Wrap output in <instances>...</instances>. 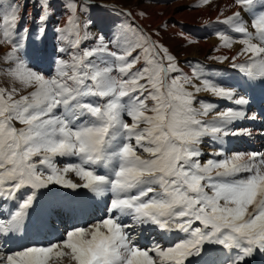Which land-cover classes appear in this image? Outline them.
Returning <instances> with one entry per match:
<instances>
[{"label":"snow or ice","instance_id":"obj_1","mask_svg":"<svg viewBox=\"0 0 264 264\" xmlns=\"http://www.w3.org/2000/svg\"><path fill=\"white\" fill-rule=\"evenodd\" d=\"M27 3L0 0V43L10 46L0 55V72L18 85L0 88V208H6L0 213V264L63 258L70 264H191L192 258L247 264L264 255V152L224 147L231 137L251 135L234 127L256 119L247 114V90L210 78L203 67L188 76L138 25L83 47L92 38L91 21L81 15L92 0H67V19L54 29L60 55L54 74L46 75L21 50L33 32L43 39L54 15L51 0H36L35 29L26 20ZM228 7L231 15L209 23L227 26L228 32L215 33L221 47L242 46L230 67L250 87L264 83V0H232ZM44 55L37 47L35 58ZM200 92L209 97L198 99ZM215 100L230 106L216 111ZM206 138L214 149L208 153L202 149ZM58 158L75 162L61 168ZM51 186L110 199L96 222L67 228L47 244L11 250L9 240L26 228L40 192ZM64 207L54 203L37 226ZM145 227L183 238L145 248L135 235Z\"/></svg>","mask_w":264,"mask_h":264},{"label":"rangeland","instance_id":"obj_2","mask_svg":"<svg viewBox=\"0 0 264 264\" xmlns=\"http://www.w3.org/2000/svg\"><path fill=\"white\" fill-rule=\"evenodd\" d=\"M221 1L222 0H207V3H205L203 2V0H92V6L90 7L88 14L81 15V19L91 21L87 30L92 37L87 43L83 45V47H94L97 42L96 38L100 36H103L106 42L109 40H113L114 34L116 33L118 28H121L124 25L135 26L139 24L147 33L152 35V38L154 40H157L160 44L169 49L170 53L175 56L178 67L182 69L183 73L187 74L188 76L193 75V69L195 67H203V70L208 74L210 78H212L214 75V78L218 77L219 73L222 74L221 72L223 70L227 71V69L231 71L233 70V75L239 78L240 73L230 67L231 56L227 54H218L216 52V45L207 46L206 49L201 48L200 50H198L199 53L196 56H192V42L181 37L188 36L194 40H199L202 42L208 41L211 38H218V35H216L215 33L217 31H225V25L212 24L209 22L211 21L210 14L215 10L220 11ZM230 1L232 3V0ZM3 2L4 4H8L10 0H3ZM23 2L24 0H20L21 4H23ZM66 3L67 0H51L52 6L49 11L54 13V15H52L51 19L47 22V31L44 34L43 39L37 41L35 39V32H33V35H31L27 40L25 48L21 50L22 54L27 53L30 58V62L36 67L37 65H39L43 69L42 72H44L46 75L54 74L52 71V69H55V64L53 61L58 55H60L57 50L60 42L56 38L54 29L58 26L62 27L67 19L68 12L65 8ZM152 9H154L153 17L154 15H156V17L152 22L148 21L149 26L147 27L145 26V21L146 19L148 20L149 17H147V15ZM25 11L27 13L26 20L29 27L35 29L36 24H39L38 17L40 15L39 5L36 3V0H28ZM141 12H144L145 15H140ZM231 12L232 9L229 7L224 9L221 19H223L225 16L231 15ZM34 17L37 18L36 24L32 23ZM245 18L247 19V17ZM169 23H175L178 34L177 32L175 33V31H169ZM213 28H215V31H212ZM228 31L229 30L227 28L226 32ZM234 38L237 37H235L234 35ZM220 45L218 47H220ZM37 47H40L45 53V55L42 56L39 60L35 58V50ZM8 50H10V46L7 43H0V55ZM215 56H228L229 60L220 62L218 60L211 59V57ZM64 58L67 59V56H65ZM221 78L223 79L222 75ZM194 82L197 84L198 80ZM13 86L18 85H13L7 74L4 72H0V88L11 89ZM189 90H192L191 87H189ZM203 93L201 94V96L200 94H197L198 99L209 97L208 94L203 95ZM196 106L199 107L198 104ZM203 118L207 119L208 117ZM263 136L264 135L261 134V138H263ZM245 137L247 136H244V138ZM262 141V143H264V140ZM204 142L209 144L210 141L208 139H205ZM254 143L259 145L256 140ZM262 143L260 142V149ZM242 144L243 143H241L240 145ZM66 163H69V161L61 160L59 158L57 159L58 167L62 168ZM70 177L72 179L77 178L75 177L74 173ZM47 190H42L39 194L37 203L40 212H37L42 215L46 213V211L54 203L60 202L65 206L64 209H66L67 214L65 220L67 221L68 219V225L66 226L62 223H59L58 226L57 217L56 215L52 214L50 217L46 218V224L44 227L33 225L37 229H51V232L49 233L41 231V239L37 238L38 234L36 236L33 235V244H47L50 240L59 238L65 229L81 224L87 226L91 223L96 222V220L104 215L105 204L108 200L95 201L92 199L91 195L84 189L72 191L58 187L55 193V189L51 186ZM60 191H63L62 195H60ZM82 192L84 193V195L82 194ZM41 195L46 197L44 200V204L41 202ZM52 196L53 198H51ZM54 196L58 197L54 198ZM82 209L84 211H82ZM62 211H57L56 213L60 214ZM4 212H6V208H0V213ZM38 213H33V216L30 219L31 222L37 224L38 220L41 217L37 216ZM82 218H84L83 222H81ZM30 221L29 225L31 226ZM144 229L145 231H149L150 233L154 231L153 228L151 229V227H145ZM30 233L32 235L31 230ZM139 233L140 229H137L135 231L137 239L139 238V241H137L141 246L143 245V247L145 248H151L150 246L153 244H160L163 247L169 246V242L167 240H164L163 237H160V235L157 233L153 237L151 234H149L148 241H145V244H142L140 242L141 240L139 237ZM49 235L54 238H49ZM24 241H26L24 238L17 236L9 241V245H14L16 248L12 250H17L22 248V246L20 245H23ZM254 258L255 260H257H253V263L264 264V261L261 260L259 253H257ZM195 260H197V258H195ZM195 260L192 259L191 264H194ZM65 261H68V259L63 258L61 260V263L60 261H56L55 259H53V261H50V264H63V262Z\"/></svg>","mask_w":264,"mask_h":264},{"label":"bare ground","instance_id":"obj_3","mask_svg":"<svg viewBox=\"0 0 264 264\" xmlns=\"http://www.w3.org/2000/svg\"><path fill=\"white\" fill-rule=\"evenodd\" d=\"M230 3H231V1L230 0H222L221 1V3H220V6H221V9H220V11H213V13H211L210 14V19H211V21H215V19L217 18V16H221V13H223V10L224 9H226V8H228V5H230ZM233 10V9H232ZM150 13H148V15H147V17H149L148 18V20L146 19V21H145V26H149L148 24V21H153V19L156 17V15H154V17H153V14H154V9H152L151 11H149ZM191 14V13H190ZM209 25H212V24H209ZM168 28H169V31H175V33L177 32V34H178V31L176 30V25H175V23H169L168 24ZM224 28V27H223ZM212 31H215V28H213L212 29ZM227 31V26L225 25V32ZM181 37H183V38H185V39H188V40H190L191 42H192V45H191V47H192V50H191V55L192 56H196L199 52H198V50H200L201 48H204V49H206L207 48V46H214V45H216L217 47H216V52L218 53V54H227V55H229V56H234V55H236V53L237 52H239V50H240V48L242 47L239 43H234L233 44V46L231 47V48H227V47H218L220 44H221V41L219 40V37L218 38H211V39H209L208 41H205V42H202V41H199V40H194V39H192L191 37H188V36H181ZM184 39V40H185ZM244 59V57H240V60H243ZM37 69H39L40 71H42L43 69L39 66V65H37ZM52 71H53V73L55 72V69H52ZM224 71V72H223ZM221 73L222 74H218L219 76L218 77H216L218 80L219 79H221V75L223 76V81L226 83V84H228V85H230V86H236V85H242L243 86V88L241 89V91L243 92V90L244 89H246L247 90V92H246V94H247V96H248V98H249V100H250V104L247 106V114H248V116L249 117H251L253 114H251V113H253V112H256V111H258L259 109H260V107H262V109H263V111H264V83H261V82H254L253 83V86H249V84L247 83V82H245V80L241 77V75L239 74V78H237L236 76H234L233 75V70L231 71V70H228L227 69V71H225V70H223ZM215 76V75H214ZM213 76V77H214ZM225 78H226V80H225ZM235 78V79H234ZM238 80H237V79ZM200 83V81H198L197 82V84H199ZM203 92H200V93H198V94H200V96H201V94H202ZM205 94H208L207 92L206 93H203V95H205ZM209 95V94H208ZM215 102L219 105V107L216 109V111H219V110H222V109H225V108H227L228 106H230V104H229V102H227V101H224V100H215ZM215 113L213 112V113H210V115L208 116V118L207 119H210L211 118V115H214ZM251 120H253V119H251ZM255 120V119H254ZM246 125H250V123L249 122H247V119H245L244 121H242V122H238L236 125H234V127L236 128V129H248V130H250L251 131V139H253V141L255 142V138H256V136L258 137V135H257V133L254 131H252V129H250V128H248V127H246ZM263 129H264V125H263ZM262 133H264V132H262ZM207 139V138H206ZM209 140V139H208ZM243 140H244V136H242V137H231V138H229L228 139V141L226 142V144L224 145V147L226 148V149H228V151H229V153H232V152H245L244 150H243V145H240L241 143H243ZM210 141V140H209ZM206 142H203V144H202V149H203V151L205 152V153H208V152H211V151H213L214 149H213V147H211V141L209 142V144H205ZM240 145V146H239ZM264 151V150H263ZM209 157L207 156V155H205L204 157H202L201 158V162H204V161H206L207 159H208ZM62 160V159H61ZM63 160H68L69 162H73L74 160H69V159H63ZM60 166H62V165H60ZM73 174V173H69L68 174V177L70 178V179H72L70 176ZM76 177V176H75ZM74 181H76V182H80L79 181V178L77 177L76 179H73ZM52 188H54L55 189V193H56V189H58V187H56V186H52ZM66 190V189H65ZM83 190V189H82ZM45 191V190H44ZM48 191V190H47ZM59 191V190H58ZM77 191V190H76ZM61 192V191H60ZM63 192V191H62ZM82 194L84 195V193L82 192ZM91 195V194H90ZM70 196V195H69ZM41 202L44 204V200H45V196H43V195H41ZM66 197V196H65ZM92 197V196H91ZM86 198V197H85ZM89 198V197H88ZM92 199L93 200H95V201H103V200H109L110 199V197H104V198H93L92 197ZM40 202V201H39ZM37 216H39V215H37ZM40 217V216H39ZM47 218V217H46ZM84 221V218H82V220H81V222H83ZM32 228H34L35 230L37 229L36 227H34L33 225H32ZM51 228H53V227H51ZM152 229V228H151ZM153 230L154 231H152L151 233L148 231H145V229L143 228V229H140V233H139V237H140V242L142 243V244H145L144 242L145 241H148V238H149V234H151L152 235V237L153 236H155V234L157 233V234H159L160 235V237H163V239L164 240H167L168 242H169V245H171V244H173V243H175L178 239H182L183 238V234H181V233H178V232H174V233H171V234H167V233H164V232H161V231H158L157 229H155V228H153ZM153 232H154V234H153ZM39 232L38 231H36L34 234L32 233V235H31V233H30V225H29V220L26 222V228L21 232V233H19V234H17V236H20V237H22V238H24L25 240H26V242L27 243H29L28 245H33V235H37ZM16 236V237H17ZM53 236H55V235H53ZM175 237H176V240H175ZM13 238H15V237H13ZM13 238H11V239H13ZM10 239V240H11ZM139 239V238H138ZM137 239V240H138ZM9 240V241H10ZM38 240V239H37ZM139 241V240H138ZM22 243V242H21ZM35 243V242H34ZM153 243V242H152ZM10 243L8 242V245H9ZM140 244V243H139ZM28 245H26V246H28ZM155 244H153V245H151L150 247H153ZM158 245H160V244H158ZM20 246H22V247H26L24 244L23 245H20ZM143 246V245H142ZM8 248H10L11 250L12 249H15L16 247L13 245V246H11V245H9L8 246ZM222 254V253H221ZM259 256L261 257V260L262 261H264V255H261V254H259ZM193 260H195V258H192ZM191 259V260H192ZM256 261L255 260V258L254 257H252V258H250L248 261H247V264H254L253 262L254 261ZM64 261V260H63ZM253 261V262H252ZM261 262V261H260ZM60 263H61V261H60ZM200 264V260L199 259H197V260H195L194 261V264ZM63 264H70V261L68 260V261H65V262H63Z\"/></svg>","mask_w":264,"mask_h":264}]
</instances>
